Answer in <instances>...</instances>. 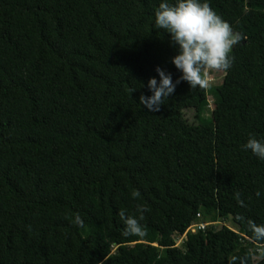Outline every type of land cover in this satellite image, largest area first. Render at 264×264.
<instances>
[{"label": "trees", "instance_id": "obj_1", "mask_svg": "<svg viewBox=\"0 0 264 264\" xmlns=\"http://www.w3.org/2000/svg\"><path fill=\"white\" fill-rule=\"evenodd\" d=\"M159 3L0 0V264H264V160L243 148L264 138V0H208L242 37L230 68L149 112L155 69L180 76Z\"/></svg>", "mask_w": 264, "mask_h": 264}, {"label": "clouds", "instance_id": "obj_2", "mask_svg": "<svg viewBox=\"0 0 264 264\" xmlns=\"http://www.w3.org/2000/svg\"><path fill=\"white\" fill-rule=\"evenodd\" d=\"M154 24L169 34L170 43L176 48L171 63L180 76L173 81L171 73L160 67L155 69L157 76L149 78L146 85L151 95L139 97V104L149 112L159 111L163 100L169 98L181 81L187 82L190 88H206L210 71H227L230 68L232 60L229 53L242 39L211 9L208 0H174L173 3L160 0L154 13ZM243 148L264 160V138L250 135ZM138 195L136 191L132 193L134 198ZM137 211L140 216L126 214L123 209L118 213L126 236L143 235L140 220L147 209L140 205ZM75 222L81 223L79 214L75 215ZM249 228L257 240L264 239V224L249 221Z\"/></svg>", "mask_w": 264, "mask_h": 264}, {"label": "rangeland", "instance_id": "obj_3", "mask_svg": "<svg viewBox=\"0 0 264 264\" xmlns=\"http://www.w3.org/2000/svg\"><path fill=\"white\" fill-rule=\"evenodd\" d=\"M223 77L224 75L221 74V73H215L213 70L209 72V76H208V80H209V84L208 86L210 85H213V84H221L222 83V80H223ZM207 86V88H208ZM214 106H213V103L212 101L210 100V103H209V109L207 110V112L205 113L204 117L206 119H210L211 118V112L213 110ZM185 116H186V119L192 123H196L198 124V120L196 118V115H195V112L194 110H189V111H186L185 112ZM226 226L228 227L229 229H231L234 233L238 232L237 228L233 225L232 221L231 220H228L226 223H217L216 225V229H220L222 226ZM186 240V234H184L183 236H181L180 238L176 239V247L177 248H180V249H183V245H184V241ZM116 251L113 250L112 251V254H115ZM261 256H255L254 257V263H258L260 260H261Z\"/></svg>", "mask_w": 264, "mask_h": 264}, {"label": "built area", "instance_id": "obj_4", "mask_svg": "<svg viewBox=\"0 0 264 264\" xmlns=\"http://www.w3.org/2000/svg\"><path fill=\"white\" fill-rule=\"evenodd\" d=\"M205 228V225L202 224H197L192 226V228L190 229V231H192L193 233L199 231V230H203ZM257 254L261 255L264 254V246H261L258 250H257Z\"/></svg>", "mask_w": 264, "mask_h": 264}, {"label": "water", "instance_id": "obj_5", "mask_svg": "<svg viewBox=\"0 0 264 264\" xmlns=\"http://www.w3.org/2000/svg\"><path fill=\"white\" fill-rule=\"evenodd\" d=\"M154 246L158 247V245H157V244H155Z\"/></svg>", "mask_w": 264, "mask_h": 264}]
</instances>
